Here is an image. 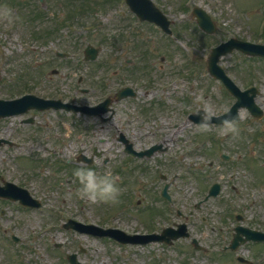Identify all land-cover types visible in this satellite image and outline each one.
<instances>
[{
    "label": "rangeland",
    "instance_id": "374dc122",
    "mask_svg": "<svg viewBox=\"0 0 264 264\" xmlns=\"http://www.w3.org/2000/svg\"><path fill=\"white\" fill-rule=\"evenodd\" d=\"M156 1L175 21L178 17L177 12H181L184 17L189 15L192 6H201L213 16L219 31L214 37L205 36L195 27L193 20L188 22L187 19H183L173 25L174 38L177 39L174 41L148 24L134 22L133 26H129L128 23L127 27L122 29L118 19L106 15V19L101 23H107V29L92 30L80 18L74 20L78 27L76 34L67 33L66 28L62 26L56 29L55 34L40 33L37 40L31 41L29 33L32 29L36 30L38 27V31L43 32L46 27H52L55 21L59 23L63 20V15L67 13L65 0H46L45 14L39 19L36 18L33 25H24L22 23L24 21L16 18L17 14L24 19L23 10L18 11L17 7L0 3V6H5L0 8L2 28L0 38L3 40L10 35L13 39L23 40L20 47L0 45V98H14L23 90L44 98L66 100L71 96L74 98L73 101L92 103L102 95L101 91L107 92L103 86L110 85L107 86L109 89L111 86L116 87L117 83L128 85L132 80L146 84V89L150 91L145 102L143 97H138L132 104L121 101L114 105L116 114L112 122L105 124L102 129L95 127L93 118H81L62 110L38 114L31 125L21 123V116L0 119V138L12 142L11 146H0L2 178L29 189L47 203L42 208L43 216L13 209L1 215L0 226L24 225L33 235L45 234L33 240L31 246L29 245L32 242H24L18 253H21L22 257H12L10 261L6 260L1 252L13 249H10L9 245L0 244L2 264H66L63 257L73 252L77 254L78 260L85 264H175L173 258L176 255L171 248L155 244L149 247H118L119 245L110 241L62 228L65 220L71 218L103 227L143 229L138 213L134 210L127 211L130 206L124 196H128V190L126 186L122 187L125 180L121 178L122 175L116 176L114 172L115 166L120 165L125 159L122 146L117 143L118 131L132 138L138 131L149 134L150 130H153L159 135L162 143H169L166 152L150 159L152 168L156 165L154 159L164 163L162 169L156 173L152 171L151 180L159 181V174L166 175L168 180L177 176L171 184V192L177 199V205L191 203L197 197L193 191L198 187L188 159L181 160L179 142H183V146L189 145L188 149L191 142H197L200 163L194 168L199 164L205 168L206 162L212 160L214 164H222L223 170L227 173L231 171L237 175L234 186L255 187L258 192L264 190V175L260 176L264 173L262 145L251 144L249 148L253 150L252 154L245 153L247 142H264V135L260 138L254 136L258 128L263 131V121H246L245 111H240L241 121L233 123L234 127H229V124L216 128L211 126L205 131L187 120L189 113L199 108L204 109L206 104H210L213 113L217 114L233 102V99L224 93L222 86L209 78L203 60L210 46L219 42L220 38H254L255 30L263 29L259 25L264 26V0ZM94 2L100 4V0ZM180 4L186 10L180 8L179 11ZM95 6L96 10H99L98 5ZM100 14L98 11L94 15L98 18ZM118 35L123 37V42L112 45V39H116ZM87 44L100 48L99 56L93 63H79L76 60L82 59V51ZM56 51L68 53L69 58L55 57ZM112 52L116 57L111 62ZM128 59L132 60L131 64L125 62ZM224 60L226 66L236 65L231 68V76L233 78L235 76L234 80L238 85L245 87V84L249 83L247 85L260 86L261 93L257 101L262 104L264 62L246 60L237 54L228 55ZM67 61L77 65L67 64ZM161 65L162 69L159 68ZM241 67L243 75L238 74ZM52 69L58 70V74L50 75ZM133 69L138 71L132 74ZM248 70L252 73L253 70H257L260 73L255 72L253 76H249ZM115 71L117 73L113 74ZM76 74L84 78L77 86ZM78 86H86L89 94H76ZM165 92L167 95L171 93L175 95L168 98ZM142 98L141 104L145 105L147 111L138 109ZM149 101L154 102L147 104ZM152 114L157 122L152 121ZM229 131H233L234 134L223 140ZM213 138H216V141ZM142 140L153 142L154 138L145 137L134 142ZM201 142L224 143L217 147L211 146L209 149L212 154L207 153L209 157L206 158V154L200 150ZM238 145L242 146V149ZM139 147L140 143L137 145V148ZM89 153L98 154L94 157L91 167L100 172L110 169L115 175L121 188L119 197L121 196L122 203L120 200L115 204L100 200L91 202L79 194L80 184L73 174L74 169L65 166V162L72 159L74 161L79 154L91 156ZM220 153L230 155L234 162L223 164L219 159ZM185 154L197 156L195 151L191 153L187 151ZM242 154H245V157L239 161L238 158ZM169 160L172 162L169 163ZM175 161L181 165L180 170L177 169ZM25 162L29 167H26ZM32 162H35L34 167ZM72 164L76 168L82 163L74 161ZM210 177L208 173L204 174L205 180H210ZM214 180L211 179L209 182ZM202 182L204 185L207 181ZM69 193L71 195H68ZM261 202L264 204V194ZM118 205H121L119 211ZM153 205L161 204L157 202ZM3 207L4 205H0V213ZM182 207L184 210L187 209V206ZM139 209L141 208L136 207V210ZM46 216L49 219L45 218ZM48 221L49 225L44 227L43 222ZM43 240L46 241L42 242ZM57 244L61 246L59 250L55 248Z\"/></svg>",
    "mask_w": 264,
    "mask_h": 264
},
{
    "label": "flooded vegetation",
    "instance_id": "af4514ba",
    "mask_svg": "<svg viewBox=\"0 0 264 264\" xmlns=\"http://www.w3.org/2000/svg\"><path fill=\"white\" fill-rule=\"evenodd\" d=\"M139 143L145 145V142ZM132 144L134 147V142ZM205 146L206 144H202L201 147ZM135 168H137L136 172L144 176L141 172L143 170L141 162L139 164L133 162L132 170ZM210 169L217 170L211 171L213 176H224L221 164L214 166L208 163L203 171L207 172ZM216 182L221 183V181ZM211 185L207 187L198 185L194 189L197 197L193 206L198 208L196 209L198 213L214 212L215 219L205 218L206 216L202 215V218L195 217L190 220L191 224H188L190 217H194L192 213L181 218V222L186 223L191 231L192 238L189 239L188 244L194 250L191 253L194 257L193 264H264V205L253 202L257 197V191L249 192L242 187L222 186L218 189L216 197L206 200ZM141 201L138 200L137 204ZM152 222L145 225V233H159L162 230L161 226L174 227L178 224L171 222L164 225V219ZM193 238L197 241V248L193 245L191 240ZM173 245L182 247L181 240L174 242ZM178 253L183 254V252Z\"/></svg>",
    "mask_w": 264,
    "mask_h": 264
},
{
    "label": "clouds",
    "instance_id": "9594fccd",
    "mask_svg": "<svg viewBox=\"0 0 264 264\" xmlns=\"http://www.w3.org/2000/svg\"><path fill=\"white\" fill-rule=\"evenodd\" d=\"M198 115L201 117L202 130L207 131L209 123L212 120V106L206 104L204 110L199 111ZM229 127H234V125L229 124ZM88 155H91V153ZM73 174L79 181V194L82 197L91 202L98 200L113 203L118 202L121 188L110 169L100 172L87 164H81L74 168ZM68 195L71 194L69 193Z\"/></svg>",
    "mask_w": 264,
    "mask_h": 264
},
{
    "label": "water",
    "instance_id": "95a60500",
    "mask_svg": "<svg viewBox=\"0 0 264 264\" xmlns=\"http://www.w3.org/2000/svg\"><path fill=\"white\" fill-rule=\"evenodd\" d=\"M83 229H86V227H83ZM110 232H105V234H109Z\"/></svg>",
    "mask_w": 264,
    "mask_h": 264
}]
</instances>
